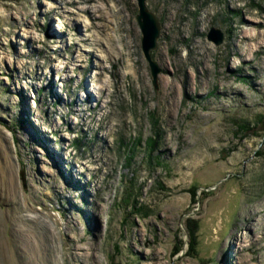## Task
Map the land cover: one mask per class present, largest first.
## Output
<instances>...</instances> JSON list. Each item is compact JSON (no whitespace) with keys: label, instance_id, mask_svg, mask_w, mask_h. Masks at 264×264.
Listing matches in <instances>:
<instances>
[{"label":"rangeland","instance_id":"1","mask_svg":"<svg viewBox=\"0 0 264 264\" xmlns=\"http://www.w3.org/2000/svg\"><path fill=\"white\" fill-rule=\"evenodd\" d=\"M93 1L0 0V58L7 57L0 63V264H264V0H145L160 24L150 52L156 85L136 0ZM83 9L108 30L87 32ZM117 25L134 54L123 51L116 72L132 84H120L124 91L104 109L105 129L95 132L88 110L79 126L71 113L100 86L90 67L100 53L83 40L111 37L121 54ZM211 29L223 35L221 45L207 39ZM25 31L38 41L31 45ZM85 54L82 72L76 59ZM67 61L57 73L54 66ZM42 73L46 88L36 78ZM35 97L39 107L28 119L44 137L39 143L25 137L27 116L18 115ZM91 149L108 163L106 203L85 189L69 197L59 188L68 185L63 175L91 166ZM99 179H89L90 192Z\"/></svg>","mask_w":264,"mask_h":264},{"label":"bare ground","instance_id":"2","mask_svg":"<svg viewBox=\"0 0 264 264\" xmlns=\"http://www.w3.org/2000/svg\"><path fill=\"white\" fill-rule=\"evenodd\" d=\"M80 1H81V3H85V4L90 3V2L91 3L94 2L93 0H80ZM64 4L72 6V5H74V1L64 2ZM50 11L52 12V9H50L49 12ZM82 12H83V14H85L88 17V21L89 22L81 21V23L84 24V28L86 29L87 32H88L89 29H95L96 30L98 28V30H96V31L101 33V34H103V33H105L108 30L106 24H103V25L96 24V18H94L93 15L88 12V9H83ZM109 13H110L111 17L112 16L116 17L118 15V12H114L112 10H110ZM103 18H105V17L104 16L98 17L99 20H104ZM66 26H67L66 23H64L62 21L59 23L60 30L61 29L62 30L66 29ZM123 29H124L123 27H121V29L118 28V25L116 27H114V29H113V32H116L117 34H120L119 37H120V44H121V54L119 53L120 51L118 52V50H117V48H116V46L114 44L115 41L111 37H107L103 41L101 39H98V38H95L93 40L89 39V38H86L84 40L82 39L84 43H88L89 47H91V48L97 47L98 52L100 53L98 58L101 61L92 64L90 67L94 68L92 80H95V79L97 80L98 78H101V79H100V84H99L100 86L94 87L92 91H90V90L89 91L87 90V92L85 91L83 96H81V98H79V100L75 102V106H78L79 104H81L80 106H83V108H79L77 110L76 109L75 110L71 109V113L74 114L75 116H77L76 126L82 125L84 123V120L83 119H78V117L80 118V115H82L85 111L88 110L89 113H90V116L86 119L88 130L97 132V131L105 129L106 123L110 119V113L105 112L104 109H106L109 106L112 108V99H114L117 94L121 95V92L124 91V90L121 91L120 84L123 85L124 83L125 84L128 83L129 86H131V84H132V80H130L128 76H121V75L118 74V72H116L117 66L122 64L121 63L122 52L123 51L126 52L128 54V58L129 59L132 58V56L134 54V52L132 50L133 43L131 42V40H132L131 38H132L133 32H135V34H137V32L133 28H129L128 29V33L127 32H125V33H127L128 35H131L130 36L131 40H130V42H127L124 39H121V37H122L121 33H123L125 31V30L123 31ZM245 34H246V32H245ZM22 36H23L24 39L29 40L31 45L38 41V36H36V34L33 35L29 31H25L24 35H22ZM128 38H129V36H128ZM250 38L251 37H249V39ZM252 38L254 39V37H252ZM253 39H250V40H253ZM242 40L246 41L243 37H242ZM89 51H88V53H90ZM53 54L59 55L60 54L59 50L55 49ZM89 55L90 54L78 55L77 56L76 62L81 63L80 66L83 68L82 72H84V70L87 69L86 58ZM6 58L7 57L5 55H4V57L2 56L0 58V63L2 61L4 62V59H6ZM102 62L106 63L107 65H103ZM13 63H14V61H13ZM133 63H134V67H137L136 60ZM67 64H68V61L67 62H63V65L61 67L54 66L55 68L58 69L57 73L62 72L64 69H66V65ZM83 66H85V67H83ZM37 67L40 68L39 65ZM18 68L23 70V69H25V65L22 64ZM105 73H107L106 74L107 76L105 77V79H102V75L105 76L104 75ZM44 75H46V73L45 74L42 73L41 76L37 75L36 78H37L38 83L46 81L45 84H44V86L46 88L48 79L46 77H44ZM21 76L23 77L22 74H21ZM138 80H139V78H138ZM67 81H69V80L67 79L66 81H64L65 84H63V86H64L63 88H65V89L67 88L66 87V82ZM167 85H169L168 82H167ZM37 86H38V84H37ZM24 88H26V87H24ZM77 88L79 89V92L84 89V87H82V85H78V84H77L76 89ZM126 89H127V87H126ZM169 90H172V89H169ZM15 92L17 93V92H19V90L15 89ZM20 93H22V87H21V92ZM92 94L96 95V98H95V104L96 105H95L94 108H91V109L90 108H86V104H87L86 102L92 97ZM102 96H104V98L108 97L109 99L108 100H104V99L101 100ZM23 99H24V96H23ZM36 99L37 98L35 97V99H34L35 102H33V105H32L31 108H28V105H27V108H24V103H23L21 108H20L21 112L18 115L21 116V117L23 116V114L25 115V117L27 116V119L25 118L27 120L26 121V126H27L26 127V132L27 133L25 132V137L27 139L32 137L31 141L34 140V143L35 142L39 143V142H42V139L44 137H42L43 135L40 133V129L38 131V129H36V127L34 125L30 124V118L28 119V117H30L33 114V112L38 110L39 106L37 105V102H36L37 100ZM25 100H26V97H25ZM72 102L73 101H70L67 106H69V107L72 106L73 105ZM18 104H19L18 102L15 103V105H18ZM96 107H98V108H96ZM97 115H98V118L95 119V116H97ZM167 122H168V124L172 125L170 120L167 121ZM63 124L65 125V124H67V122L63 121ZM93 126H94V128H93ZM60 129H61L60 125L59 126H54L53 130L51 131V133H55V134L57 133L58 134ZM42 130L47 131L44 128ZM112 131H113V128L112 127H108V131H106V134H112ZM168 147L170 148L169 144L165 145V147L163 148L164 151L165 150L167 151ZM163 149H162V151H163ZM48 152L51 154L49 149H48ZM60 158H62V156ZM87 158H89L88 162L90 163L91 166L81 163V165H83L82 169L74 170L75 174L73 172H71V174L68 175V177H66L65 175H63V177L61 176L62 179H63V182L65 181L64 177L66 178V180L68 182V185H65V183H64V185L59 187L60 191H61L62 194H68L69 197H70V193L71 192H75L77 190H81V189L84 190L85 189L86 191L89 192V195L91 197L92 196H97V197H99L98 199L103 201V203H106V200L110 199V189H111V185H113V181H111V179L109 177H107L108 176V170H107L108 163L105 160H103V154L102 153L97 154L93 149H91L90 152L87 154ZM72 159L73 158L71 157L70 153L69 154L67 153L66 156L63 157V160H66L68 162H70ZM55 162L57 164H59L58 159L55 160ZM49 164H50V166L52 165L53 168H54V166L56 167V165L53 164V163L49 162ZM111 170H113V167L111 168ZM57 172H58V169H57ZM62 174H64V173H62ZM83 175H88V178L87 179L85 178L86 181L84 180L85 181L84 183L79 182L77 184L78 180L74 179V177L79 178V179H82V178L84 179ZM97 176H99L100 179L94 185L95 188L90 192V189L92 188V184H90V180H92L93 178H96ZM103 195H105L106 197H103ZM88 218H89V216H88ZM93 221H94V227H95L94 230L98 229V231H101L100 229H102V227H101L100 222L97 219H95V220L93 219ZM239 246L242 247V244H239Z\"/></svg>","mask_w":264,"mask_h":264},{"label":"water","instance_id":"3","mask_svg":"<svg viewBox=\"0 0 264 264\" xmlns=\"http://www.w3.org/2000/svg\"><path fill=\"white\" fill-rule=\"evenodd\" d=\"M138 7L137 21L142 32V51L150 66L151 75L154 80V85H156V78L159 70L154 62H152L150 57V52L154 51L156 48L157 40L160 37V24L154 14L148 11L145 5V0H136ZM207 39L214 43V45L219 46L223 42V35L219 30L211 29L207 35Z\"/></svg>","mask_w":264,"mask_h":264}]
</instances>
